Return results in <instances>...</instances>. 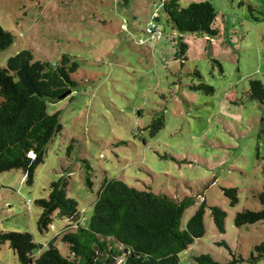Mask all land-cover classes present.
<instances>
[{"label":"rangeland","instance_id":"rangeland-1","mask_svg":"<svg viewBox=\"0 0 264 264\" xmlns=\"http://www.w3.org/2000/svg\"><path fill=\"white\" fill-rule=\"evenodd\" d=\"M178 1L210 2L217 35L172 30L157 0H0V27L14 37L0 51V68L22 51L51 66L64 55L78 64L71 94L47 104L61 130L32 183L21 170L0 173V232L30 234L42 247L34 257L76 225L54 217L47 232L37 230L36 201L47 198L52 182L66 179V195L86 224L101 182L116 177L136 190L191 199L182 228L205 204V233L179 255L181 264L200 255L264 264L256 250L264 222L234 225L237 213L262 210L264 102L249 92L250 81L264 87V0ZM155 17L161 34L150 41L145 30ZM226 189L236 190L233 206ZM212 207L226 214L224 234ZM54 245L68 255L60 239ZM0 264H20L8 242L0 244Z\"/></svg>","mask_w":264,"mask_h":264},{"label":"trees","instance_id":"trees-1","mask_svg":"<svg viewBox=\"0 0 264 264\" xmlns=\"http://www.w3.org/2000/svg\"><path fill=\"white\" fill-rule=\"evenodd\" d=\"M157 1L165 15V24L172 30L180 34L217 35L213 29L217 13L210 2L181 6L178 0ZM157 21L155 17L151 22ZM13 41L14 37L0 27V51ZM185 48L180 50V55ZM77 70L78 64L66 55L51 66L34 61L30 51L9 58L5 68H0V173L21 170L27 183H32L47 145L61 130L58 115L47 114V104L73 91L76 83L71 76ZM205 89L212 92L211 88ZM249 97L264 102V87L259 81H250ZM87 182L90 186V181ZM66 187L67 181L61 177L50 184L47 198L36 201L41 210L36 227L40 233L47 232L54 217L76 225L54 237L39 256L34 254L42 247L33 242L30 234L0 232V244L8 242L20 264H181L179 255L205 233V204L182 228L183 214L193 204L191 199L180 201L167 194L136 190L116 177L103 179L90 219L80 224L78 204L67 197ZM223 192L231 205H235L236 190ZM258 199L262 210L237 213L236 227L264 222V188ZM210 211L216 230L224 234L225 212L218 207ZM57 239L67 247L66 257L55 247ZM256 250L258 257L264 258V244ZM259 258H252V262ZM193 259L196 264H218L207 255Z\"/></svg>","mask_w":264,"mask_h":264},{"label":"built area","instance_id":"built-area-1","mask_svg":"<svg viewBox=\"0 0 264 264\" xmlns=\"http://www.w3.org/2000/svg\"><path fill=\"white\" fill-rule=\"evenodd\" d=\"M145 33L148 35L150 41H156L160 37L161 30L156 23L151 22L146 28Z\"/></svg>","mask_w":264,"mask_h":264},{"label":"water","instance_id":"water-1","mask_svg":"<svg viewBox=\"0 0 264 264\" xmlns=\"http://www.w3.org/2000/svg\"><path fill=\"white\" fill-rule=\"evenodd\" d=\"M69 94H71L70 91L66 92V93L63 94L61 97H59V100L66 98Z\"/></svg>","mask_w":264,"mask_h":264}]
</instances>
